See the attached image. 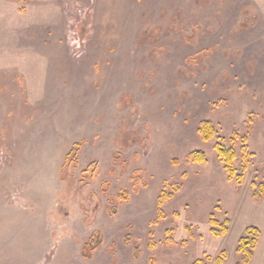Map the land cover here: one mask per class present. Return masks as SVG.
<instances>
[{
    "label": "rangeland",
    "instance_id": "374dc122",
    "mask_svg": "<svg viewBox=\"0 0 264 264\" xmlns=\"http://www.w3.org/2000/svg\"><path fill=\"white\" fill-rule=\"evenodd\" d=\"M248 227L264 264V0H0V264H242Z\"/></svg>",
    "mask_w": 264,
    "mask_h": 264
},
{
    "label": "trees",
    "instance_id": "16d2710c",
    "mask_svg": "<svg viewBox=\"0 0 264 264\" xmlns=\"http://www.w3.org/2000/svg\"><path fill=\"white\" fill-rule=\"evenodd\" d=\"M199 134L202 140L208 141L214 136V130L212 125L205 121L202 122L199 127ZM217 157L220 160V162L223 164L224 169L226 170V173L229 177H233L235 175V169L233 166V161L235 158L234 152L231 149H226L223 145L217 144L215 146ZM244 154H243V168H246L248 165V153L246 149L244 148ZM188 160L193 163H201L205 161L204 154L201 152H193L190 155H188ZM236 182L240 184L242 182L241 176H236ZM159 197L158 204H162L164 202V197ZM256 198H260L261 194H255ZM161 216V215H160ZM158 215V218H160ZM229 221L225 220L223 225H220V229H217V222L212 218L210 219V225H211V234L215 237H219L222 235H225L227 233V225ZM246 236L241 237L238 241V253L241 254V262L242 264H248L253 256V251L257 244V235L258 231L256 228L248 227L245 230ZM101 240L98 233H95L88 245H85L84 251H86L87 254H90L93 249H95L99 245V241ZM93 241V243H92ZM152 244L150 243V246ZM135 248L138 249V246L135 245ZM209 260L210 258L207 257ZM226 259V254L224 251H222L215 259L214 264H223V262ZM192 264H207L202 259L195 260Z\"/></svg>",
    "mask_w": 264,
    "mask_h": 264
}]
</instances>
